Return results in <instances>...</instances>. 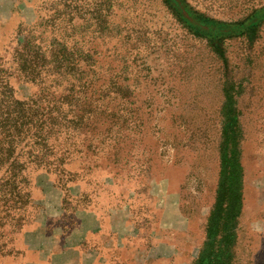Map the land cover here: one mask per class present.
Listing matches in <instances>:
<instances>
[{"label": "rangeland", "instance_id": "1", "mask_svg": "<svg viewBox=\"0 0 264 264\" xmlns=\"http://www.w3.org/2000/svg\"><path fill=\"white\" fill-rule=\"evenodd\" d=\"M115 1L109 8L105 0H0V54L8 60L28 36L129 38L138 125L114 133L117 146L105 143L81 165L73 162L66 203L50 174L34 176V207L22 231L7 233L13 252L0 254V264H197L220 181L229 91L244 132L234 264H264V26L254 45L228 43L227 67L159 0ZM204 6L199 2L213 17L230 19V12L215 15ZM104 20L111 29H103ZM114 46L117 54L124 49L114 41L89 46L110 57L106 79L114 77ZM232 79L241 88L229 90ZM12 81L19 98L35 93Z\"/></svg>", "mask_w": 264, "mask_h": 264}, {"label": "trees", "instance_id": "2", "mask_svg": "<svg viewBox=\"0 0 264 264\" xmlns=\"http://www.w3.org/2000/svg\"><path fill=\"white\" fill-rule=\"evenodd\" d=\"M111 1L105 0L104 6L112 8ZM159 1L186 35L205 43L227 67L230 63L228 43L241 40L254 45L264 26V0ZM199 2L203 6L206 4L204 7L215 15L230 12V19L213 17L200 9ZM115 3L114 0V6ZM104 23L103 29H111L108 21ZM96 40L62 37L46 41L28 36L12 49L10 60L0 54L2 255L13 252L9 249L12 246L10 236L22 231L28 222L31 214L28 211L34 207L32 189L37 173L44 171L54 178V185L64 193L66 203L67 186L73 180L68 169L73 162L81 165L83 159L93 156L96 150L99 152L105 143L117 146L114 133L130 132L138 126L133 121L136 114L134 87L128 83L133 74L130 39L117 36L114 39L102 37L99 43ZM113 41L124 49L117 54L119 47L114 46V77L106 79L104 73L111 69H105L103 62L110 57L89 46L97 44L98 47ZM145 45L156 47L150 41ZM13 77L31 85L35 93L26 100L19 98L12 84ZM228 85L229 90L235 86L241 88L233 79L226 81L225 86ZM229 92V117L221 133L220 181L197 264H234L235 259L232 248L235 232L231 224L242 208L244 171L240 144L244 132L236 114L239 103ZM137 119L140 122V118ZM262 129L264 132V123Z\"/></svg>", "mask_w": 264, "mask_h": 264}]
</instances>
